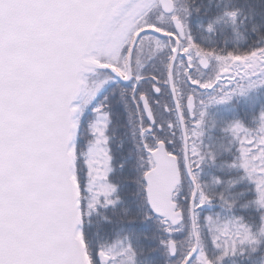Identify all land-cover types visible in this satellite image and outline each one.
<instances>
[{
    "label": "snow or ice",
    "instance_id": "obj_1",
    "mask_svg": "<svg viewBox=\"0 0 264 264\" xmlns=\"http://www.w3.org/2000/svg\"><path fill=\"white\" fill-rule=\"evenodd\" d=\"M0 264H264V0H0Z\"/></svg>",
    "mask_w": 264,
    "mask_h": 264
},
{
    "label": "flooded vegetation",
    "instance_id": "obj_2",
    "mask_svg": "<svg viewBox=\"0 0 264 264\" xmlns=\"http://www.w3.org/2000/svg\"><path fill=\"white\" fill-rule=\"evenodd\" d=\"M229 71H230V72H234L235 70H234V69H229ZM161 99H163V98H161Z\"/></svg>",
    "mask_w": 264,
    "mask_h": 264
}]
</instances>
